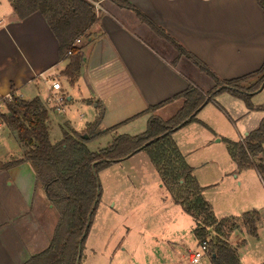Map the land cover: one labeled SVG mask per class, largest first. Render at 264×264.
<instances>
[{"label": "crops", "instance_id": "1", "mask_svg": "<svg viewBox=\"0 0 264 264\" xmlns=\"http://www.w3.org/2000/svg\"><path fill=\"white\" fill-rule=\"evenodd\" d=\"M92 3L99 6L95 10L98 21L92 28L97 37L82 46L79 70L72 82L62 74L70 58L60 56L58 41L45 16L33 12L17 19L11 5L3 7L0 12V98L8 96L12 87L13 93L24 100L38 98L48 114L63 109L59 107L64 100V82L69 86L78 85L76 95L89 104L90 115H93L91 123L103 115L99 128L108 129L98 139L107 137L109 140L96 150L106 146L118 134L143 132L150 116L180 99L170 100L156 109L147 110L148 107L172 98L188 86L201 92L214 87L213 79L190 58L179 56L169 39L179 43L219 79L241 77L257 70L264 62V9L258 0H95ZM48 72L52 73L48 75ZM52 81H57L60 88L53 89ZM253 82L251 79L245 86ZM263 88L264 83L251 93V99ZM226 95L240 100L228 92H220L199 109L195 114L196 121L172 134L185 158L175 135L186 131L190 134L189 130H193L188 128L192 124L215 133L206 123L208 118L204 108L208 105L220 109L231 121L237 115L239 119L241 115L255 114L254 126L245 128L248 130L243 137L259 125L263 112L248 110L244 105L243 109L232 113L217 101L226 100L223 97ZM59 98H62L61 102ZM47 123L49 126V114ZM113 126L115 128L110 130ZM82 133L84 130L79 134L86 138ZM202 134L204 138L201 135L198 144L189 137L185 147L206 146L208 140ZM17 142L22 155L24 148ZM144 154V151H138L112 164L127 163L129 169L135 170L139 161L133 158L141 155V165L146 164L150 174L155 172L158 176L148 155L146 161ZM168 201L174 203L169 195ZM56 213L28 162L0 170V264H23L45 250L57 222ZM258 214L260 219L262 216ZM256 228L255 235L246 232L243 235L258 237L259 227ZM237 229L229 232L227 242L234 247L241 264L237 251L245 244V239H242V245L237 244L236 240L241 237ZM167 241L169 252L180 256L171 264H187L186 252L189 250L185 243ZM205 255L211 264L209 252Z\"/></svg>", "mask_w": 264, "mask_h": 264}, {"label": "trees", "instance_id": "2", "mask_svg": "<svg viewBox=\"0 0 264 264\" xmlns=\"http://www.w3.org/2000/svg\"><path fill=\"white\" fill-rule=\"evenodd\" d=\"M9 1L17 19L33 12L45 16L58 41L60 56L70 58L62 74L72 82L79 70L82 46L97 37L92 33L98 21L92 3L95 0ZM119 3L125 5L121 1ZM258 3L264 9V0H258ZM76 39L80 41L78 45H75ZM169 42L179 56L190 58L213 79L214 87L201 92L188 86L172 98L148 107L147 110L156 109L170 100H181L180 107L170 118L163 120L152 115L143 132L118 134L106 146L95 151H91L86 142L108 130L99 128L100 115L85 128L86 138L79 133L64 131L59 141L52 142L47 109L38 98L24 100L13 93L12 87L8 96L0 98L6 108L5 112H0V124L14 133L24 148L20 158L0 163V170L28 162L58 216L48 247L23 264H77L101 193L97 172L138 151L146 152L171 200L193 218V233L198 242L213 233L210 237L212 248H209L211 264H239L235 249L223 237L224 225L234 218L215 217L210 203L203 197L204 187L192 176V168L172 134L187 123L196 121L195 114L199 109L220 92H228L240 99L248 110L264 113V103L254 106L251 102V93L264 83V62L257 70L241 77L219 79L179 43L172 39ZM251 79L254 82L245 86ZM225 143L237 169L255 168L264 179V116L242 141L225 140ZM242 216L248 233L255 235L258 212L252 210ZM235 226L232 221L228 228L232 230Z\"/></svg>", "mask_w": 264, "mask_h": 264}, {"label": "rangeland", "instance_id": "3", "mask_svg": "<svg viewBox=\"0 0 264 264\" xmlns=\"http://www.w3.org/2000/svg\"><path fill=\"white\" fill-rule=\"evenodd\" d=\"M8 5H11L9 0H0V12ZM50 73L52 72L47 74ZM63 89L64 100L59 107L63 109L48 113L49 138L52 142L59 141L63 131L80 133L85 130L93 116L90 115L89 104L76 95L78 85L69 86V83L64 82ZM68 96L71 99H67ZM223 97L226 100L217 101L230 112L235 113L244 108L242 101L229 95ZM251 101L256 104L264 103V88L252 96ZM0 104V112H5V105L2 102ZM180 104L178 100L176 104L156 112L154 116L166 120L175 113ZM204 114L208 118L206 123L215 133L192 124L188 129L194 132H178L175 138L187 156L185 160L187 159V164L192 168V176L206 188L202 194L210 203L215 217L234 218L224 225L223 237L228 239L229 232L232 231L228 227L234 221L241 236L236 240L237 244L242 245V239H245V244L237 251L241 264H264V179L255 168L242 169L243 171L237 169L222 138L224 136L231 141H241L243 133L248 130L245 128L254 126L255 114L241 115L239 119V115H233L235 117L231 121L213 105L206 106ZM8 131V128L0 126V163L21 156L14 133ZM202 132L208 140L206 146L185 147L184 143L189 137L194 138L198 144V138L201 135L204 138ZM107 139L109 140L107 137L90 139L87 141L88 148L94 151L103 146ZM144 157L146 160V152ZM133 159L139 161L140 166H136L138 172L136 169H129L127 163L121 166L111 164L97 172L101 193L77 264H171V261L179 259L180 256L169 252L170 245L167 240L177 243L181 240L189 251L197 249L198 242L192 231L194 222L190 215L180 205L168 201L169 194L161 186L158 176L155 172L150 174L149 169L145 168L146 164L141 165V155ZM252 210L258 211L262 216L255 223L259 228L258 237L254 238L243 235L248 233V227L242 214ZM212 234L206 236L210 249ZM205 256L204 254L202 257V264H210Z\"/></svg>", "mask_w": 264, "mask_h": 264}, {"label": "built area", "instance_id": "4", "mask_svg": "<svg viewBox=\"0 0 264 264\" xmlns=\"http://www.w3.org/2000/svg\"><path fill=\"white\" fill-rule=\"evenodd\" d=\"M95 9H99L97 3H94ZM79 43V40H75V44ZM70 53V52H68ZM53 89H59L60 84L57 81H52L51 84ZM62 101V98H59V102ZM242 141V138H241ZM209 252V244L206 237H204L201 241L198 242V247L196 250L186 252V261L188 264H201V260L204 254Z\"/></svg>", "mask_w": 264, "mask_h": 264}]
</instances>
